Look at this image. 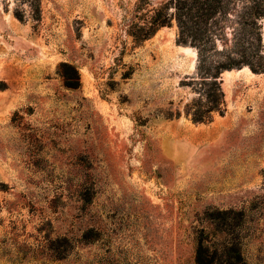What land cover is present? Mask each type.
I'll return each instance as SVG.
<instances>
[{
    "label": "rangeland",
    "instance_id": "rangeland-1",
    "mask_svg": "<svg viewBox=\"0 0 264 264\" xmlns=\"http://www.w3.org/2000/svg\"><path fill=\"white\" fill-rule=\"evenodd\" d=\"M137 1L0 0V264H196L202 230L264 264V70L195 121L198 49L176 21L137 43ZM243 2L227 34L264 55Z\"/></svg>",
    "mask_w": 264,
    "mask_h": 264
},
{
    "label": "trees",
    "instance_id": "trees-1",
    "mask_svg": "<svg viewBox=\"0 0 264 264\" xmlns=\"http://www.w3.org/2000/svg\"><path fill=\"white\" fill-rule=\"evenodd\" d=\"M264 0H138L133 11L125 17L126 32L137 42L151 38L160 28L172 26L176 21L178 25V42L190 44L198 49L199 74L203 82L211 85L209 96L213 97L214 105H209L207 111L198 106L188 113L195 121H204L208 118L206 113L214 109L220 110L224 99L221 86V75L226 70L250 66L255 72L264 70L262 61H255V57L264 59L262 50L253 46L254 42L248 39L244 30L234 29L231 37L227 34V21L231 19V12L238 9L240 2V21L247 24L250 18L258 25V20L264 16L261 4ZM232 6V7H231ZM246 16H248L246 18ZM246 18V19H245ZM249 19V20H248ZM251 28L250 31L253 32ZM257 35L262 43V31L256 27ZM250 34V33H249ZM208 53L216 56L207 64ZM207 65V66H206ZM205 69H203V67ZM208 81V82H207ZM69 86L73 83L67 82ZM7 83L0 79V89H5ZM221 98V101H220ZM219 102V103H218ZM5 186L0 183V187ZM196 264H246L242 252L237 244L228 243L219 251L205 230L197 237Z\"/></svg>",
    "mask_w": 264,
    "mask_h": 264
}]
</instances>
